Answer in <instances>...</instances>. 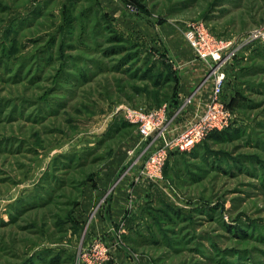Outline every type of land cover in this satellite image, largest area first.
I'll return each instance as SVG.
<instances>
[{"label": "rangeland", "instance_id": "rangeland-1", "mask_svg": "<svg viewBox=\"0 0 264 264\" xmlns=\"http://www.w3.org/2000/svg\"><path fill=\"white\" fill-rule=\"evenodd\" d=\"M197 21L241 43L221 66L231 129L168 157L162 198L113 229L146 264H264V0H0V264H76L103 239L91 193L143 157L127 111L166 104L174 132L210 97L206 79L174 112L178 61L193 85L207 70Z\"/></svg>", "mask_w": 264, "mask_h": 264}, {"label": "built area", "instance_id": "built-area-1", "mask_svg": "<svg viewBox=\"0 0 264 264\" xmlns=\"http://www.w3.org/2000/svg\"><path fill=\"white\" fill-rule=\"evenodd\" d=\"M262 33L261 29H256L249 36L256 38ZM183 34L194 55L206 63L207 70L198 83L182 95L184 97L180 107L174 112L191 102L200 84L206 79H211L208 101L200 110H195L193 119L176 125L179 129L174 132L170 127L172 113L166 104L147 112L129 109L126 113L128 122L137 124L140 134L138 144L143 157L140 155L138 177L153 183L162 178L163 167L172 153L190 151L211 132L229 127L233 120L230 110L221 98L225 82V73L221 66L235 54L241 43L216 36L203 21L187 23ZM111 248L112 246L103 239L96 238L88 247L81 250L76 264H104L111 258Z\"/></svg>", "mask_w": 264, "mask_h": 264}, {"label": "crops", "instance_id": "crops-1", "mask_svg": "<svg viewBox=\"0 0 264 264\" xmlns=\"http://www.w3.org/2000/svg\"><path fill=\"white\" fill-rule=\"evenodd\" d=\"M182 60L178 61L181 63L180 67L186 65L187 69L179 75L180 88L178 97L185 95L194 87L195 76L199 74L197 70L201 69L200 66L195 67L197 66V62L192 60L191 55ZM138 172V167L129 168L123 174L116 177L115 180L111 179L113 182L107 188H95L91 193L90 199L98 198L104 192H107L103 196H105V207L108 210V214L106 216L103 214L104 212L100 214L94 220L92 226L94 234H99L106 243L112 246L111 259L105 264H146L145 259L120 240L119 235L113 229V225L126 224L128 216L132 217L135 213L134 208L138 207L136 204L139 201L144 199L153 190H159L165 186L164 180L153 183L142 177L138 178Z\"/></svg>", "mask_w": 264, "mask_h": 264}, {"label": "trees", "instance_id": "trees-1", "mask_svg": "<svg viewBox=\"0 0 264 264\" xmlns=\"http://www.w3.org/2000/svg\"><path fill=\"white\" fill-rule=\"evenodd\" d=\"M231 126L232 125H230L229 127H227L226 129H224V130H221V131H213V132H211L208 136H219V135H223V134H226L230 129H231ZM176 153H180V152H175V153H172L171 155H170V157L173 155V154H176ZM184 153H186V152H184ZM169 160H167V162H168ZM167 162H166V164H167ZM166 166V165H165ZM165 166H164V169H163V172H164V175H165ZM156 191H158V192H156ZM150 196H152V194H155L156 195V197L157 198H162V196H161V192L159 191V190H153L152 192H150ZM150 201H152V197H151V199L149 198V199H147L146 200V202H150ZM138 214L137 213H134L133 215H132V217H130V223L132 222V221H134V220H136L137 218H138Z\"/></svg>", "mask_w": 264, "mask_h": 264}]
</instances>
